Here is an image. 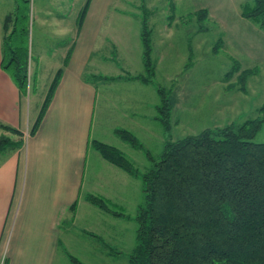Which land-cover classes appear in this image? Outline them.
<instances>
[{
    "label": "rangeland",
    "instance_id": "1",
    "mask_svg": "<svg viewBox=\"0 0 264 264\" xmlns=\"http://www.w3.org/2000/svg\"><path fill=\"white\" fill-rule=\"evenodd\" d=\"M84 2L0 0V22L11 14L10 28H14L11 51L15 53L11 52V55L14 53L20 59L26 56L29 60L31 54L36 57L37 50H54V54L65 50L74 39V31L69 27H74L75 12ZM250 2L112 1L113 7L107 13L101 41L97 44V54L102 57L98 74H146L142 59L143 18L149 30L154 74L147 84L140 80L112 82L102 76L90 78L97 87L98 103L103 109V116L98 112L97 122L112 120L113 123L117 119L120 126L132 131L142 145V148H133L126 142L125 155L139 172L151 168L153 161L160 157L166 139L176 140L205 128L227 124L238 126L259 115L258 110L264 105V30L245 18L243 20L250 24L238 22L239 12ZM201 8L206 9L207 15L198 20L195 12ZM60 15L65 19L59 23L60 19L56 17ZM253 27L259 28V32ZM234 62L239 64V71L229 75ZM243 69H253V73L241 89L237 75ZM156 86L164 88L172 101L171 127L167 135L156 118L155 104L159 102ZM28 89L31 93L32 88ZM1 135L11 138L10 131L0 128ZM253 140L264 142V124ZM135 209L136 205L130 202L124 207L131 215ZM116 221L113 225L122 227L119 228L122 229L118 235L119 243L114 244L106 237L103 239L116 248L112 253H96L95 260L90 259L88 264H129L128 256L135 246L136 225L133 220ZM96 242L97 245L100 243Z\"/></svg>",
    "mask_w": 264,
    "mask_h": 264
},
{
    "label": "crops",
    "instance_id": "2",
    "mask_svg": "<svg viewBox=\"0 0 264 264\" xmlns=\"http://www.w3.org/2000/svg\"><path fill=\"white\" fill-rule=\"evenodd\" d=\"M112 1L90 0L79 29L76 19L81 8L76 10L74 27H69L74 39L65 50L56 54L37 50L35 58L32 54L27 58L31 93L28 88L23 92L2 67L6 32L0 22V123L22 134L11 132V138L21 139L22 144L0 153V260L4 256L6 264H75L70 256L81 264L93 262L96 253H112L116 248L105 237L119 243L122 227L113 225L116 220L132 219L113 216L87 197H102L126 215H131L124 211L128 202L136 209L143 202L141 180L108 162L95 147L99 141L126 154L127 143L115 130L127 128L117 119L97 122L103 109L90 77L137 80L98 74L102 57L97 44ZM56 18L59 23L65 19ZM240 18L238 22L250 24ZM13 31L11 26V36ZM258 38L262 40L260 34ZM58 69L62 71L53 95L37 130L29 135Z\"/></svg>",
    "mask_w": 264,
    "mask_h": 264
},
{
    "label": "trees",
    "instance_id": "3",
    "mask_svg": "<svg viewBox=\"0 0 264 264\" xmlns=\"http://www.w3.org/2000/svg\"><path fill=\"white\" fill-rule=\"evenodd\" d=\"M89 3L86 0L77 15V29ZM195 13L198 20L207 15L205 8ZM240 15L264 30V0H251L242 7ZM10 23L11 14H7L3 21L7 33L3 38L2 67L25 92L29 86L28 61L26 56L20 59L11 51ZM141 39L146 74L125 77L149 83L154 65L145 18ZM61 71L58 69L54 74L29 135L37 130ZM235 71H239L237 62L227 73ZM252 73L253 69L239 72L237 82L241 89ZM156 91L159 95L156 118L167 135L172 101L164 88L156 86ZM258 112L257 117L238 126L227 124L176 140L166 139L160 157L144 172H139L116 147L95 143L104 159L142 182L143 202L134 215L114 209L102 197H87L99 209L135 222V246L128 256L129 264H264V142L253 140L264 124V105ZM0 128L22 135L9 125L0 123ZM115 132L132 147L142 148L129 130ZM21 144V139L1 135L0 153ZM70 259L81 264L73 256Z\"/></svg>",
    "mask_w": 264,
    "mask_h": 264
},
{
    "label": "built area",
    "instance_id": "4",
    "mask_svg": "<svg viewBox=\"0 0 264 264\" xmlns=\"http://www.w3.org/2000/svg\"><path fill=\"white\" fill-rule=\"evenodd\" d=\"M5 262V257L3 256L2 259L0 260V264H4Z\"/></svg>",
    "mask_w": 264,
    "mask_h": 264
}]
</instances>
